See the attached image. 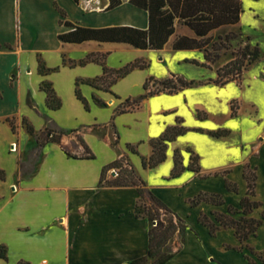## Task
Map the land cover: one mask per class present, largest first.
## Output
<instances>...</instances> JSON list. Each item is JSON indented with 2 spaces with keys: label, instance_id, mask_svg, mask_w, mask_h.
Wrapping results in <instances>:
<instances>
[{
  "label": "crops",
  "instance_id": "obj_1",
  "mask_svg": "<svg viewBox=\"0 0 264 264\" xmlns=\"http://www.w3.org/2000/svg\"><path fill=\"white\" fill-rule=\"evenodd\" d=\"M259 1L240 0L239 22L214 28L205 37L239 33L252 38L242 25L264 22ZM107 6L108 0H0V169L5 172V179L0 180V246L6 248L7 257L0 264H130L146 255L151 224L136 216V188L99 186L101 170L123 155L147 189L185 221L184 238L176 233L169 241L174 255L165 264H248V251L236 250L240 243L233 229L220 228L212 237L198 217L203 213L213 219V212L240 208L247 191L242 176L245 165L255 169V200L261 203L250 217L259 219L264 211V119L258 107L255 105L256 119L247 112L243 115L240 105L237 115L231 117L230 103L236 99L230 98L226 118L238 121L239 127L221 124L222 88L229 83L214 84L212 64L209 69L192 63H207L203 51L173 48L178 38L200 39L179 19L174 20L173 34L158 50L93 40L71 44L58 39L59 34L72 30L60 23L62 19L83 28H148V12L129 0H121L113 9ZM246 13L249 22L244 20ZM89 54H99L109 69L136 60L146 62L147 67L118 79L110 92L81 83L78 89L88 102L86 110L76 97L75 81L103 74L99 63L77 64ZM38 58L45 68L56 70L39 74ZM172 77L196 84L176 93H151L137 108L118 112L125 100L159 85L149 84L145 90L146 79L160 83ZM43 81L60 101L56 110L46 106V94L39 88ZM9 118H14L15 132L6 121ZM177 118L188 131L167 143L162 163L144 168L142 160L152 154L150 141L175 125ZM22 119L37 133L51 124L65 134L60 144L48 142L38 148ZM219 130L229 133L219 138L208 134ZM77 137L94 158H71L63 152V147L71 150L68 145L72 148L76 143L78 148L71 151L83 154ZM176 152L185 169L171 178ZM189 153L197 156L199 172L187 169ZM111 172L107 179L113 178ZM225 180L237 185L236 193L226 190ZM200 192L220 194L224 204L202 202L191 207L187 200ZM246 243L256 254L264 253V221ZM250 257L255 264H264Z\"/></svg>",
  "mask_w": 264,
  "mask_h": 264
},
{
  "label": "trees",
  "instance_id": "obj_2",
  "mask_svg": "<svg viewBox=\"0 0 264 264\" xmlns=\"http://www.w3.org/2000/svg\"><path fill=\"white\" fill-rule=\"evenodd\" d=\"M78 2V0H74ZM129 3L135 7L143 9L148 12V28L146 30L136 29L132 27H111V28H83L73 26L63 19L60 23L64 26L72 28L71 31L58 35V39L64 43L78 44L84 41H98V42H116L126 43L135 48L158 50L163 48L168 38L174 32V20L179 19L182 23L191 28L200 39H188L178 38L173 43L174 49L192 48L203 51L204 59L207 63H198L193 61V64L211 68L209 64H213L218 59V50L215 46L216 43H212L211 50L216 52L211 54L207 45L211 42L212 37H205L207 33L224 24H236L239 22V16L242 12L240 0H129ZM121 4V0H108L107 9H113ZM62 17L64 15L62 14ZM234 34H228L227 38H234ZM249 44H246L244 48L237 52L234 59L227 62L223 67L216 69V78L214 84L225 85L230 82L238 81L242 69L249 65L260 57L259 47L256 44L251 52ZM90 62H96L102 65L103 74L100 77L93 79L75 81V94L76 97L83 104L86 110L89 109L88 102L81 96L78 86L81 83L90 85L96 89H101L110 92V87L120 78L126 76L134 69H143L147 67V63L141 60L128 63L119 69H109L100 60L99 54H89L84 59L79 60L77 64L84 65ZM56 69L45 68L42 60L38 58V72L41 75H45ZM236 71V73H235ZM173 80L179 85L176 86L172 82ZM149 84L155 86L159 84L162 89L156 91H149L136 99L125 100L119 107L118 112H125L126 110L137 108L140 102L151 93L168 92L176 93L183 88H187L196 84L195 81H184L181 79H171L157 82L152 78L146 79L143 88L148 89ZM40 90L46 94V106L51 110H56L60 107V101L56 98L51 85L47 82H41L39 86ZM97 103L102 102L96 100ZM123 106V107H122ZM231 117L236 115L232 104H230ZM200 119L204 118L201 112H197ZM11 130L15 132L14 118L6 120ZM22 126L26 129L28 134L34 136L37 143V147L41 148L46 143L60 144L64 131L59 129H52L46 127L42 132H35L33 126L29 124L25 119L21 121ZM188 131L183 125L180 118L176 119V124L166 128L164 133L156 139L150 141L152 147V154L148 159L142 160L144 168H154L158 164L165 160V152L167 143L173 141L176 137L185 134ZM229 133L228 130H219L215 132H208L209 135L219 138L226 136ZM78 144L83 150V154L78 156L73 151L62 148L63 152L71 158H86L92 159L94 155L90 149L84 143L82 138L77 137ZM72 148L76 150L78 145L72 144ZM127 149L133 153L135 150L130 145ZM190 162L187 169L193 172H199L198 158L196 155H190ZM185 168L181 163V156L178 152L174 154V164L170 173L171 178L178 177ZM114 171L115 176L107 179V173ZM242 176L246 181L247 191L243 198L240 200V208L235 209L228 207L226 213L213 212V219L206 214L201 213L198 217V222L204 225L210 234L214 237L220 228L233 229L235 238L239 241L240 246L236 248L241 252L243 249L247 250L249 255H245V259L248 264H255V261L250 257L256 256L257 259L264 263V253L256 254L253 249L246 243L250 236H254L257 229L264 221V211L261 213L259 219L250 217V214L261 207V203L255 200V185H256V172L255 169L249 165H245L243 168ZM5 179V172L0 169V180ZM107 185L111 187H135L138 193L139 199L135 207L136 216H141L139 203H143L145 217L151 224L148 230V249L146 255L138 259L133 260L130 264H147L148 260H151L150 264H165L170 260L174 253H162V248L174 237L176 233L179 234L180 239L183 240L184 233L186 231L185 221L179 217L174 211H172L165 203L154 196L145 185V182L139 178L126 155L111 162L105 166L100 173L99 186ZM225 188L227 191L237 192V185L228 180H225ZM191 207H196L202 202L220 206L224 204L223 197L220 194L200 192L196 196L187 200ZM235 216H238L235 218ZM226 248H230L226 246ZM0 259L6 260V248L0 246Z\"/></svg>",
  "mask_w": 264,
  "mask_h": 264
},
{
  "label": "rangeland",
  "instance_id": "obj_3",
  "mask_svg": "<svg viewBox=\"0 0 264 264\" xmlns=\"http://www.w3.org/2000/svg\"><path fill=\"white\" fill-rule=\"evenodd\" d=\"M257 6L259 10L262 13H264V0H260ZM244 20H247L249 22L248 13L245 14ZM242 28L243 30H249V32H251L252 34L251 35L252 38L256 41H254L251 37H246L243 34L230 33V34H234L235 37L225 39L227 35L218 36V37L212 38L211 42L207 45V48L211 52V54L216 53V52H212L211 50L212 43H216L215 47L219 49L217 52L219 57L212 64V68L218 69L220 67H223L230 60L234 59L237 52L242 50L246 44H249L250 46L249 52H251L252 48L257 43L259 44L258 45L259 51H260L259 59L249 65H246L242 69L240 78L238 81L229 83L222 88V98L220 102V105H221L220 110L224 118L221 124H223L224 126L225 125L231 126V127L235 126L237 128L239 127V124H240L238 121L234 122L233 120H229L228 118H226L227 111H228L227 103L230 98L236 99L230 103L232 104L236 115L238 113V109L240 105L241 112L243 115L245 114V112H247V115L249 114L248 116H251L253 119H256L257 118L256 106H257L259 109L260 116L264 119V22L262 20H258L254 22V25L253 24L251 25V23L249 22L247 27L243 24ZM172 83L176 86L179 85L174 80ZM157 89L161 90L162 88L160 86H156L153 89V91H156ZM251 102L255 104H252ZM48 125L50 128L56 129L53 127V125L51 124H48ZM232 141L236 143V140L232 139ZM68 147L72 150L71 145H68ZM77 154H82V153L77 151ZM190 155L191 154L189 153V157ZM138 205L140 208V214L141 216H143L145 214V210L143 209L144 204L141 202ZM235 218H237V216H235ZM168 243L165 247L162 248L161 250L162 253H172L171 251L173 247L171 244H168ZM150 263H151V260H148L147 264H150Z\"/></svg>",
  "mask_w": 264,
  "mask_h": 264
},
{
  "label": "water",
  "instance_id": "obj_4",
  "mask_svg": "<svg viewBox=\"0 0 264 264\" xmlns=\"http://www.w3.org/2000/svg\"><path fill=\"white\" fill-rule=\"evenodd\" d=\"M110 176H111V177H114V176H115V172L112 171V172L110 173Z\"/></svg>",
  "mask_w": 264,
  "mask_h": 264
},
{
  "label": "built area",
  "instance_id": "obj_5",
  "mask_svg": "<svg viewBox=\"0 0 264 264\" xmlns=\"http://www.w3.org/2000/svg\"><path fill=\"white\" fill-rule=\"evenodd\" d=\"M15 149V147H14V145H12V148H11V150H14Z\"/></svg>",
  "mask_w": 264,
  "mask_h": 264
}]
</instances>
